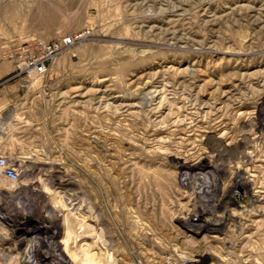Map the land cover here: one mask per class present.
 <instances>
[{"label":"rangeland","instance_id":"obj_1","mask_svg":"<svg viewBox=\"0 0 264 264\" xmlns=\"http://www.w3.org/2000/svg\"><path fill=\"white\" fill-rule=\"evenodd\" d=\"M68 35L17 74L22 44ZM0 157L20 175L0 174L3 264L69 260L62 214L98 264H264V0H0Z\"/></svg>","mask_w":264,"mask_h":264},{"label":"bare ground","instance_id":"obj_2","mask_svg":"<svg viewBox=\"0 0 264 264\" xmlns=\"http://www.w3.org/2000/svg\"><path fill=\"white\" fill-rule=\"evenodd\" d=\"M39 7H40V13L38 15H34L33 18L36 20V21H39V22H43V23H51L52 21H54L56 18H57V15H58V11H51L50 9H48L46 7V5H43L42 3H39ZM10 14H7V16L10 18H15L17 15L16 13L14 14L13 12H9ZM241 55V54H239ZM246 74V73H245ZM244 74V75H245ZM248 74V73H247ZM243 75V74H242ZM245 78V77H244ZM163 86V85H162ZM144 90L148 91V97H149V102L150 104L151 103H154L158 100L159 96H160V93L161 91L158 90L157 87L153 86L151 83H147L145 84L144 86ZM226 95V94H225ZM147 97V98H148ZM163 99V98H162ZM227 100V99H226ZM147 101V100H146ZM105 105V104H104ZM213 109V108H212ZM202 112V111H201ZM193 113V112H192ZM180 169L183 171V177H189L190 174H192L193 172H195V174H199V169L198 167H195V168H192V167H188L187 165H184V164H181L180 165ZM45 168L42 167V166H38L37 164L36 165H33L32 167V173H33V177H39L41 175L42 178H40L41 180V184L44 183V182H50V180H52L50 174H47V173H42L44 172ZM32 175V174H31ZM30 178V177H29ZM28 178V179H29ZM29 181V180H28ZM31 181V179H30ZM187 178L183 179V182L186 183L187 185ZM189 183V182H188ZM242 181H238L236 184H241ZM40 184V182H39ZM37 184V183H32L31 186H29L28 188L30 189L31 187H33L34 189L33 190H37L38 192H41V194L44 196V191L42 190V187H40V185ZM42 186V185H41ZM47 186V185H46ZM46 193V192H45ZM200 193V192H199ZM223 197H226V196H223ZM227 199H229V201L234 204L235 202H232L229 195L227 196ZM227 201V200H226ZM248 201V200H247ZM246 201V203H247ZM64 202V201H63ZM236 204V203H235ZM219 207V205H210L209 207H203V206H200V207H196V212L191 216V219L192 220H205V217L207 215H215V212L217 210V208ZM71 213V212H69ZM61 214V213H60ZM84 215V214H83ZM63 216V228H64V232L63 234H65V239L64 241L62 242L63 246H65V253L67 254L66 256L69 257V260H66L64 262V264H98V262H92V259H90L88 256V258L85 256V254H83V249H81V251L79 250V248L77 249V242L79 241H83L82 239L84 238L83 236L79 235L77 236V232H76V225L75 224H78V220L75 221L70 214H62L61 216L59 215V217H62ZM88 216V215H87ZM75 217V216H74ZM81 217V216H80ZM76 218V217H75ZM79 219V218H78ZM209 219V218H208ZM224 219H228V220H234L233 217H232V214L227 216V218H224ZM85 220V219H84ZM90 220V219H89ZM93 220V219H92ZM227 220H214V221H204L203 224L201 225H198V226H195L196 230L199 231L201 229H205V230H210V231H221L222 228L224 227L225 223H226ZM77 222V223H76ZM228 222V221H227ZM79 223H81L79 221ZM82 224H83V221H82ZM60 225V224H59ZM61 225V226H62ZM79 226H81L80 224H78ZM192 225V224H191ZM84 226V225H83ZM194 226V225H193ZM82 227V226H81ZM80 227V228H81ZM86 227V226H85ZM83 227V228H85ZM78 227V229H80ZM85 230V229H84ZM80 239V240H78ZM72 244V245H71ZM77 244V245H76ZM71 245V246H70ZM87 250V249H86ZM92 251V250H91ZM86 253V252H85ZM91 253V252H90ZM88 254V253H87ZM94 254V253H92ZM91 254V255H92ZM89 255V254H88ZM200 256V255H199ZM95 257V256H94ZM64 259V258H63ZM66 259V257H65ZM68 259V258H67ZM3 257H1L0 255V264H3L2 262ZM204 260V256H201L200 257V260H197V262H202ZM62 261V260H61Z\"/></svg>","mask_w":264,"mask_h":264},{"label":"built area","instance_id":"obj_3","mask_svg":"<svg viewBox=\"0 0 264 264\" xmlns=\"http://www.w3.org/2000/svg\"><path fill=\"white\" fill-rule=\"evenodd\" d=\"M75 42L73 35L52 40L34 38L25 42L16 53L17 74L29 80L43 78L58 57ZM0 174L14 182L20 178L16 165L4 157H0Z\"/></svg>","mask_w":264,"mask_h":264}]
</instances>
